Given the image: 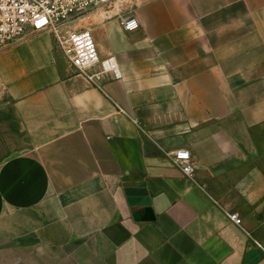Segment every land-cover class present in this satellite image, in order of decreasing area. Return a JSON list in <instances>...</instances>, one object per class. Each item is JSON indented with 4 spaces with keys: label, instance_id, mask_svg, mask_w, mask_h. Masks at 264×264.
Masks as SVG:
<instances>
[{
    "label": "crops",
    "instance_id": "obj_1",
    "mask_svg": "<svg viewBox=\"0 0 264 264\" xmlns=\"http://www.w3.org/2000/svg\"><path fill=\"white\" fill-rule=\"evenodd\" d=\"M85 18L70 28L123 80L89 83L49 33L0 51V264H264V0H119ZM140 184L151 206L131 205Z\"/></svg>",
    "mask_w": 264,
    "mask_h": 264
},
{
    "label": "built area",
    "instance_id": "obj_2",
    "mask_svg": "<svg viewBox=\"0 0 264 264\" xmlns=\"http://www.w3.org/2000/svg\"><path fill=\"white\" fill-rule=\"evenodd\" d=\"M119 0H0V51L32 36L49 33L66 60L78 75L94 85H101L105 76L124 79L115 57L102 59L90 30H73L70 24L86 13L111 6ZM127 32L139 29L135 18L123 23ZM8 87L0 71V100ZM173 163L187 178H193L195 164L190 151L181 149L171 155ZM237 226H243L238 214H229Z\"/></svg>",
    "mask_w": 264,
    "mask_h": 264
},
{
    "label": "water",
    "instance_id": "obj_3",
    "mask_svg": "<svg viewBox=\"0 0 264 264\" xmlns=\"http://www.w3.org/2000/svg\"><path fill=\"white\" fill-rule=\"evenodd\" d=\"M133 206H151L149 193L145 188V184L138 185L137 188L127 189L126 191Z\"/></svg>",
    "mask_w": 264,
    "mask_h": 264
},
{
    "label": "rangeland",
    "instance_id": "obj_4",
    "mask_svg": "<svg viewBox=\"0 0 264 264\" xmlns=\"http://www.w3.org/2000/svg\"><path fill=\"white\" fill-rule=\"evenodd\" d=\"M88 13H86L85 15H83V16H81L80 18H78V19H76V25H77V27H79V28H84V26H85V24H86V15H87Z\"/></svg>",
    "mask_w": 264,
    "mask_h": 264
}]
</instances>
